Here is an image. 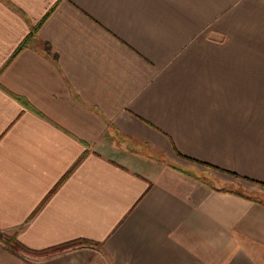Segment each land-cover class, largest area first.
<instances>
[{
  "label": "crops",
  "instance_id": "0c3cea01",
  "mask_svg": "<svg viewBox=\"0 0 264 264\" xmlns=\"http://www.w3.org/2000/svg\"><path fill=\"white\" fill-rule=\"evenodd\" d=\"M16 228L0 264H264V0H0Z\"/></svg>",
  "mask_w": 264,
  "mask_h": 264
},
{
  "label": "trees",
  "instance_id": "16d2710c",
  "mask_svg": "<svg viewBox=\"0 0 264 264\" xmlns=\"http://www.w3.org/2000/svg\"><path fill=\"white\" fill-rule=\"evenodd\" d=\"M41 21H39L35 26H33L29 32V34H27L22 41L19 43V45L17 46V48L15 49V52H17L20 48H22L23 46H25L31 39L32 36L35 34L37 27L40 25ZM56 186H54L55 188ZM53 188V189H54ZM52 189V190H53ZM51 190V191H52ZM51 191L46 195V197L42 200L41 203H43V201L47 198V196L51 193ZM39 207V206H38ZM37 208H35V212L37 211ZM34 213V212H33ZM18 228H16L15 231H13L11 234H5L2 230H0V243L2 244L3 247H5L6 249H8L9 251L13 252V253H18L20 250H25V251H29L30 249L27 248L26 246H24L15 236L16 231ZM79 240H71V241H67V242H63L57 246H53L52 248L49 249H54L57 247H63L66 246L68 244L71 243H75ZM48 249V248H47Z\"/></svg>",
  "mask_w": 264,
  "mask_h": 264
},
{
  "label": "rangeland",
  "instance_id": "374dc122",
  "mask_svg": "<svg viewBox=\"0 0 264 264\" xmlns=\"http://www.w3.org/2000/svg\"><path fill=\"white\" fill-rule=\"evenodd\" d=\"M4 232V231H3ZM5 234H7L6 232H4ZM9 235V234H8ZM1 244V243H0ZM2 245V244H1ZM5 248V247H4ZM8 250V249H7ZM49 249H44V251H47ZM20 252H28V251H25V250H20Z\"/></svg>",
  "mask_w": 264,
  "mask_h": 264
}]
</instances>
